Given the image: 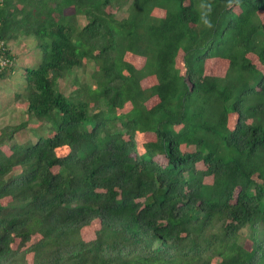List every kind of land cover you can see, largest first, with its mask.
Wrapping results in <instances>:
<instances>
[{"label":"trees","instance_id":"16d2710c","mask_svg":"<svg viewBox=\"0 0 264 264\" xmlns=\"http://www.w3.org/2000/svg\"><path fill=\"white\" fill-rule=\"evenodd\" d=\"M261 15L264 0H1L0 81L14 39L42 60L11 99L24 118L0 127V264H264ZM34 237L27 262L15 245Z\"/></svg>","mask_w":264,"mask_h":264},{"label":"rangeland","instance_id":"374dc122","mask_svg":"<svg viewBox=\"0 0 264 264\" xmlns=\"http://www.w3.org/2000/svg\"><path fill=\"white\" fill-rule=\"evenodd\" d=\"M110 8H107L108 13H115L116 8L112 5L109 6ZM234 11L239 13V9L237 7L234 8ZM119 16H123L122 13L119 14ZM264 15H261V18H263ZM84 19H79L80 23H83ZM18 40V41H17ZM11 52L13 55H15L18 58V66L16 69V72L11 75V77L8 80L0 81V127L4 125H12L17 124L24 118V103L22 101L18 102H12L11 99L14 96V94L19 90L22 89L24 86V78L22 75L23 67H32L37 66L41 60H42V54L41 52L35 47V41L34 38H24L20 37L18 39H14L13 42H11ZM182 52L179 51L177 55V64L179 65L180 62H182ZM256 58V56H253ZM128 61H131L129 56L126 57ZM227 61L219 59V60H206L205 62V74L208 75H217L222 76L225 72ZM137 64V63H136ZM181 70L184 66H180ZM94 69V66L89 65L87 66L86 72H78L77 76L79 80L81 81L82 78H87L89 75V71H92ZM262 71V70H261ZM73 79L74 75L67 77L66 79H63L60 81L58 87L59 90L64 93L65 95L69 94L71 91L75 89V86H73ZM152 83H154V80L151 78L144 79L141 82V85L144 88L149 87ZM157 102L156 97L151 98L148 100V105L152 106ZM27 138H30V135L27 132H23L19 134L18 141H24ZM143 138V137H142ZM147 138H150L149 136ZM144 139V138H143ZM185 150H191V147H184ZM198 168H201V165H198ZM98 219L91 218L90 221L85 222L82 224L79 233L81 237L86 240H93L95 238V231L98 229ZM37 240V237H34L29 242L23 243L22 245L16 244L15 246L26 251V258L27 262H31L32 260V253L30 250V245ZM214 264V263H213Z\"/></svg>","mask_w":264,"mask_h":264},{"label":"clouds","instance_id":"9594fccd","mask_svg":"<svg viewBox=\"0 0 264 264\" xmlns=\"http://www.w3.org/2000/svg\"><path fill=\"white\" fill-rule=\"evenodd\" d=\"M232 2L233 0H229V5H231ZM235 2L238 3V0H235ZM200 8L202 9V12L200 15L201 22L208 29L213 28L214 25L209 18L212 12V4L211 3H201Z\"/></svg>","mask_w":264,"mask_h":264},{"label":"built area","instance_id":"2783aa9c","mask_svg":"<svg viewBox=\"0 0 264 264\" xmlns=\"http://www.w3.org/2000/svg\"><path fill=\"white\" fill-rule=\"evenodd\" d=\"M7 63H8V59H0V71L6 66Z\"/></svg>","mask_w":264,"mask_h":264},{"label":"crops","instance_id":"0c3cea01","mask_svg":"<svg viewBox=\"0 0 264 264\" xmlns=\"http://www.w3.org/2000/svg\"><path fill=\"white\" fill-rule=\"evenodd\" d=\"M24 38H29V37H23V39H24ZM17 41H18V40H17Z\"/></svg>","mask_w":264,"mask_h":264}]
</instances>
